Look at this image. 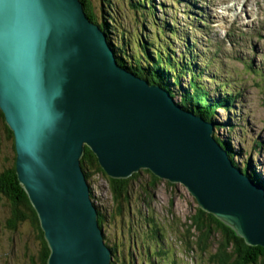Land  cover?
<instances>
[{"label":"water","instance_id":"water-1","mask_svg":"<svg viewBox=\"0 0 264 264\" xmlns=\"http://www.w3.org/2000/svg\"><path fill=\"white\" fill-rule=\"evenodd\" d=\"M111 45L80 0H0V110L46 264H112L80 163L85 146L109 177L143 168L181 183L264 247V187L234 163L211 121L121 66Z\"/></svg>","mask_w":264,"mask_h":264},{"label":"rangeland","instance_id":"rangeland-1","mask_svg":"<svg viewBox=\"0 0 264 264\" xmlns=\"http://www.w3.org/2000/svg\"><path fill=\"white\" fill-rule=\"evenodd\" d=\"M131 1L140 2L90 0L97 22L104 21L111 27L120 26L130 38L125 42L133 43L137 36L142 40H146V35L154 38L155 29L142 20L145 18H141L140 13L133 9ZM145 2L152 7L158 20L171 26L170 19L178 23L175 24L178 34L172 37L167 33V38L163 36L162 41L165 44L171 42L172 46H167L169 53L187 58L192 64L191 69L199 67L208 73L207 81L204 78L202 80L213 91L209 94L213 100L224 95L218 83H225L224 89L238 94L231 109H216L212 117L218 124L214 125V137L219 142L228 141L234 152L233 158L240 162L241 169L253 171L259 179L264 180V0ZM108 36L112 45L117 46L113 39L118 38V31L109 29ZM193 51L198 58L192 57ZM184 79L186 81L187 78ZM172 89L178 98L176 88L173 86ZM11 143L0 121V171L14 161L15 152ZM244 161L247 162L245 168ZM146 181L149 182L150 177L141 170L139 176L130 181L129 197L120 204L114 202L106 177L94 174L90 180L92 200L106 215L103 225L105 236L109 244L117 242L118 245L116 260L119 259V262L116 264H123L122 261H129L130 258L135 264H150L147 259L143 262L148 254H151L152 259L148 258L154 264H166L170 258L177 264H211L217 243L214 241L208 252L201 251L194 245L193 229L186 232L184 225L189 224L187 219L197 205L192 194L181 183L169 185L163 179L144 191ZM170 198L173 203L171 206ZM118 207H122L121 213H118ZM8 216V202L0 195V264L38 262L37 232L29 222H23L17 229L10 230L7 228ZM145 217L151 218L150 227L157 224L163 228L162 244L157 243L158 247L146 235L150 227L146 226ZM185 237L191 242L190 248L184 241ZM153 247H162L167 250V254L156 257L152 253Z\"/></svg>","mask_w":264,"mask_h":264},{"label":"trees","instance_id":"trees-1","mask_svg":"<svg viewBox=\"0 0 264 264\" xmlns=\"http://www.w3.org/2000/svg\"><path fill=\"white\" fill-rule=\"evenodd\" d=\"M80 1L83 3L84 10L89 19L92 22L98 24L102 30L106 32L108 40L109 29L118 31V38H116V40L113 39V43H116L117 46H111L114 50L116 59L121 66L132 71L139 77L144 78L153 84L159 85L173 96H175V92L172 89L174 86L178 93V98H175L182 106L192 110L194 113L202 116L207 121H211L214 125H218L212 119L217 108H224L226 111L232 108L231 104L234 99L238 97L237 93L234 94L233 91H230L226 88L224 89L226 86L225 83H218L220 90L223 89L222 94L224 95L218 96L217 98L215 97L213 100L209 96V94H211L213 91L209 90L207 84L202 80L204 78L207 81L206 75L208 73H205V70L199 67L196 69L195 67L191 69L192 64L187 58L178 57L174 52L169 53L167 46H172L171 42H169V44H165L162 40L163 36L164 38H167V33H169V35L172 37L178 34L175 25L178 23L174 19H170V22L172 23L171 26L165 21L162 22L158 20L154 16L153 9H151L152 7L150 8L146 4V0H140V2L131 1L130 5L133 7V9L138 11L141 18H145L142 20L146 21L147 25L151 28H154L155 31H153L154 38H148V35H146V40H142L137 36L136 38L134 37L133 43H127L124 41L126 39L127 41L130 40L128 35L125 34L127 31L124 32L120 26H118V28L120 27L121 29H118L116 26L111 27L104 21L103 23L97 22L90 0ZM144 4H146V6ZM192 57L194 59L198 58L197 53L193 51ZM183 60H185V62H183ZM184 77L187 78L186 81ZM211 80L214 81V79ZM0 121H2L4 127L6 128L7 136L12 139V148L15 152L13 132L6 124L1 110ZM226 121L228 122L229 120L227 119ZM231 126L232 125H229L228 127ZM220 143L226 148L230 158L234 161V163L240 165V162H237L233 159L234 152L230 148L228 141L221 140ZM80 163L89 184L90 194L92 191V186L90 184L92 176L94 174H101L106 177V181L114 202L120 204L129 197L128 188L130 181L137 178L140 173V171L135 172L127 178L109 177L101 168L96 155L87 146L84 147V152L80 158ZM246 163L247 162L244 161L245 165L243 164V168H245ZM242 170L249 174V176L254 181L258 182L264 187V180L259 179V177L253 171H245L244 169ZM142 171L147 172L150 177V181H146V184L143 187L145 191L150 186L154 187L159 181V178H157V176L151 173L148 169H144ZM167 184L173 185L168 181ZM0 195L7 200L9 206L7 228L10 230H15L21 223L29 222L37 232L39 243L36 257L38 262H34L33 264H46L49 255V247L39 225L37 213L35 212V209L31 205L24 188L17 178L15 170V157L12 164L0 171ZM92 197L93 196L91 194V198ZM169 204L170 206L173 204L171 198L169 200ZM95 205L98 211L99 225L103 230L104 241L113 252L112 264H116L119 262V259L116 260V246H118L117 242L109 244L103 228V225L106 222V215L101 211L96 203ZM117 211L118 213H121L122 207H118ZM150 220V217H145L144 219L148 228L150 227ZM187 220L189 221V224L186 226V223H184L186 232H188L189 229H193V232L195 233L194 245L197 248L203 252H208L211 250V244L214 243V241L217 243L216 249L212 255L211 264H264V247L260 245H249L230 226L226 225L212 213L204 211L198 206V204L194 207V212L188 217ZM162 231L163 228H160L157 224H155L154 226L150 227L149 231H146V235L150 240H153L155 242L154 244L157 246V243L159 242L162 244ZM185 238L186 239L184 241L187 242L190 248L191 242L189 238ZM157 247H153L152 253L154 256L157 257V255L162 256L163 254H167V250L163 249L162 247ZM148 250H150V247ZM148 256L152 259L151 254H148ZM148 256L146 255L145 258H143V262L145 259H147L148 263L154 264L153 261L148 258ZM161 259L163 260L165 257H161ZM122 262L123 264H135L132 262L131 258L129 261L125 260V262ZM166 264L177 263L174 259L170 258Z\"/></svg>","mask_w":264,"mask_h":264},{"label":"bare ground","instance_id":"bare-ground-1","mask_svg":"<svg viewBox=\"0 0 264 264\" xmlns=\"http://www.w3.org/2000/svg\"><path fill=\"white\" fill-rule=\"evenodd\" d=\"M190 5H191V4H190ZM141 170H144V169H143V168H141V169H139L138 171H141ZM138 171H137V172H138ZM134 173H135V172H134ZM159 179H160V178H159ZM94 199H95V198H94Z\"/></svg>","mask_w":264,"mask_h":264},{"label":"flooded vegetation","instance_id":"flooded-vegetation-1","mask_svg":"<svg viewBox=\"0 0 264 264\" xmlns=\"http://www.w3.org/2000/svg\"><path fill=\"white\" fill-rule=\"evenodd\" d=\"M11 139V138H10ZM11 142H12V139H11ZM11 145H12V143H11Z\"/></svg>","mask_w":264,"mask_h":264}]
</instances>
